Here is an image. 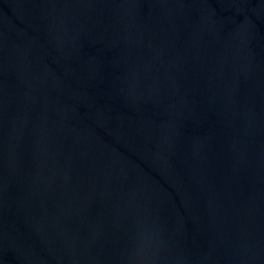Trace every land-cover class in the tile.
I'll return each instance as SVG.
<instances>
[{"label":"water","instance_id":"water-1","mask_svg":"<svg viewBox=\"0 0 264 264\" xmlns=\"http://www.w3.org/2000/svg\"><path fill=\"white\" fill-rule=\"evenodd\" d=\"M0 264H264V0H0Z\"/></svg>","mask_w":264,"mask_h":264}]
</instances>
